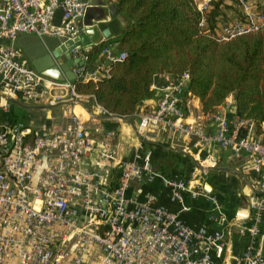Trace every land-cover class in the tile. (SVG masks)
Returning <instances> with one entry per match:
<instances>
[{
	"label": "built area",
	"instance_id": "1",
	"mask_svg": "<svg viewBox=\"0 0 264 264\" xmlns=\"http://www.w3.org/2000/svg\"><path fill=\"white\" fill-rule=\"evenodd\" d=\"M212 1L194 0L205 32ZM90 2L0 0V264H215L214 251L225 243L226 229L194 228L179 211L128 194L135 185L159 179L171 202L181 203L182 210L188 209L184 202L189 193L192 199L212 202L215 219L227 222L211 188L155 167L145 142L166 133L203 167L216 165L213 146L229 148L234 156L248 155L261 192L251 196L250 213L241 214L253 216L250 240L241 257L225 264H236L232 259L264 264V251L255 246L264 223V135L252 133L254 123L249 120L229 119L226 108L209 114L215 124L209 131L199 98L189 90L190 73L163 74L155 106L140 107L135 114L139 140L128 158L119 155L117 131L93 129L95 115L113 117L98 104L96 111L87 110L88 119L73 109L64 113L65 123L59 127L29 125L16 116V99L41 107L81 103L84 96L74 82L37 71L18 40L23 35L75 40L83 33L80 22ZM235 6L238 16L214 33L220 42L264 28V11L255 2L236 0ZM58 10L63 11L59 24ZM114 47L115 43L106 44L101 54L107 62L89 70V49L74 47L73 57L84 63L74 65L73 73L84 81L101 80L109 74L110 62L127 56Z\"/></svg>",
	"mask_w": 264,
	"mask_h": 264
},
{
	"label": "trees",
	"instance_id": "2",
	"mask_svg": "<svg viewBox=\"0 0 264 264\" xmlns=\"http://www.w3.org/2000/svg\"><path fill=\"white\" fill-rule=\"evenodd\" d=\"M236 2V0H235ZM254 2V1H253ZM258 0V9L264 5ZM116 15L126 24L116 42L124 59L108 64L109 74L101 80H73L77 91L91 98L113 117L133 120L151 86L162 74L190 73L189 90L201 101L205 114H212L234 98L237 116L251 121L257 133L264 123V28L220 42L214 33L229 20L227 0H213L202 13L194 0H116ZM236 7V6H235ZM237 11V9H236ZM113 41V40H111ZM87 50L86 68L94 69L104 46ZM89 111L91 105L81 100Z\"/></svg>",
	"mask_w": 264,
	"mask_h": 264
},
{
	"label": "crops",
	"instance_id": "3",
	"mask_svg": "<svg viewBox=\"0 0 264 264\" xmlns=\"http://www.w3.org/2000/svg\"><path fill=\"white\" fill-rule=\"evenodd\" d=\"M92 1L93 0H91V2ZM110 4L115 5L116 0H111ZM107 5L108 4L91 7V20L93 22H98L99 19H102L104 16L102 13L106 10L105 6ZM103 19L109 20L110 18ZM83 21L84 17L80 22L81 25ZM119 36L120 35L116 36L110 33L109 37L104 39L99 45L113 40L111 43H115L114 51L119 52V47L116 42V38ZM18 45L21 47L19 40ZM97 61H103V64L107 62L102 54ZM100 65H102V63L98 64L96 67ZM165 77L166 75L162 74L160 76V82L151 86V94L143 101L140 107L155 106L158 97V90L156 87L165 82ZM84 101L91 105L93 111L98 109L96 103L91 98L84 97ZM13 102L16 116V110L19 108L21 110L20 112H22L21 114L25 113L27 115L28 113L25 112L27 110H32V112L36 114L45 112V123L48 125L55 124V126L59 127L65 123L63 116L61 117L59 114L55 115L53 111L59 108L63 109L66 106H33L22 99H16L13 100ZM197 105L203 111L200 99L197 101ZM78 108L82 111L77 112ZM224 108L227 109L229 119L233 120L237 117L233 96H230L218 111ZM70 109L80 114L81 117L88 115L87 109L82 103L73 105ZM94 117H96L97 122H94L93 129L100 126L117 131L119 155L125 158L130 157L139 140L134 131V126L137 121L136 117L134 116L132 121L120 117L104 118L98 115ZM21 120L25 121L28 120V118L22 117ZM203 122L209 131L214 130L215 124L210 115L204 114ZM252 133L264 135V123L261 127V133L256 132L255 125L252 128ZM145 150L149 154L155 167L161 172L166 174H178L191 180L193 185L203 184L211 188L219 199L222 210L227 217V222L221 224L218 219H215L218 213L214 209L212 202L205 198L192 199L189 193L185 194L184 202V204L188 206V209L182 210L181 203L171 202L167 190L159 179L150 184L135 185L130 189L128 194L137 195L138 198L142 200L149 197L155 205L161 204L179 211L181 218L194 228L207 226L210 231L226 229L225 243L220 249L214 251L215 264H225L230 261L231 258L241 257L247 242L250 240L249 229L254 224L252 215L249 218H242L241 214L250 213L249 200L251 196L261 192L260 178L250 170L248 155L242 154L241 156H234L229 148L213 146L211 154L213 155L216 165L203 167L175 143V139L172 137L171 133H166L155 140L145 142ZM206 153L207 152L204 151L202 155ZM118 171L119 168H116L115 174H117ZM255 246L257 250L260 249L264 251V223L260 226V235L256 238ZM232 260L234 263L239 264L235 259Z\"/></svg>",
	"mask_w": 264,
	"mask_h": 264
},
{
	"label": "water",
	"instance_id": "4",
	"mask_svg": "<svg viewBox=\"0 0 264 264\" xmlns=\"http://www.w3.org/2000/svg\"><path fill=\"white\" fill-rule=\"evenodd\" d=\"M111 0H93L88 7L84 21L82 22L83 33L75 40L65 38L37 35H23L19 38V43L24 50L30 64L40 73L56 80H75L76 75L72 68L74 65L83 64L79 58H74L72 50L76 46L90 49L99 45L109 34L116 36L122 32V27L126 24L125 19L116 15V6L110 4ZM105 6L104 15L98 22L91 20L92 6ZM63 15L62 10H58L56 22L60 23ZM101 15V16H102ZM103 18H110L103 19ZM10 99V98H9ZM12 100V99H10ZM13 101V100H12Z\"/></svg>",
	"mask_w": 264,
	"mask_h": 264
},
{
	"label": "rangeland",
	"instance_id": "5",
	"mask_svg": "<svg viewBox=\"0 0 264 264\" xmlns=\"http://www.w3.org/2000/svg\"><path fill=\"white\" fill-rule=\"evenodd\" d=\"M254 2H257L258 0H252ZM227 3L232 6L231 9L228 10V15H229V20H234L237 16H238V12L236 11V2L235 0H227ZM264 3V2H263ZM258 6V5H257ZM262 9H264V5L262 4L261 6ZM228 20V21H229ZM226 22V20L224 21ZM72 109L68 108V107H65L63 109L59 108V109H56L55 111H53L56 114H59V116H63L64 113H67L68 111H71ZM21 110L18 108L16 110V113H17V116L19 119H22V117L24 118H28V120H25L24 122L25 123H28V124H31L33 126H38V125H44L45 124V112H42V113H34L32 112V110H27L25 111L27 114H21L22 112H20ZM82 111L81 109H77V112H80ZM24 112V111H23ZM20 114V115H19ZM30 114V115H29ZM83 119H88V115H85L84 117H82ZM27 121V122H26ZM65 121V120H64Z\"/></svg>",
	"mask_w": 264,
	"mask_h": 264
}]
</instances>
